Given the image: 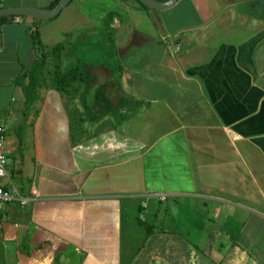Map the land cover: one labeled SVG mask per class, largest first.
<instances>
[{
	"label": "crops",
	"instance_id": "obj_1",
	"mask_svg": "<svg viewBox=\"0 0 264 264\" xmlns=\"http://www.w3.org/2000/svg\"><path fill=\"white\" fill-rule=\"evenodd\" d=\"M53 1L0 0V10ZM96 3L116 13L110 49L89 44L73 62L95 85L110 83L114 111L130 101L128 119L71 148L68 110L97 126L101 104L88 103L87 117L83 91L74 100L46 91L19 139L15 79L52 40L100 30ZM0 125L2 184L29 197L0 207V264H264V0H178L160 12L73 0L49 21L0 17ZM130 200L141 207L122 214Z\"/></svg>",
	"mask_w": 264,
	"mask_h": 264
},
{
	"label": "trees",
	"instance_id": "obj_2",
	"mask_svg": "<svg viewBox=\"0 0 264 264\" xmlns=\"http://www.w3.org/2000/svg\"><path fill=\"white\" fill-rule=\"evenodd\" d=\"M60 0H54L51 6L48 8L53 9ZM158 3H165L169 0H154ZM141 5V4H140ZM144 10H148L144 6L141 5ZM116 13L110 12L106 14L104 17L105 25L100 29L102 30V34L107 38V44L112 43V36L114 34V30L110 28V23ZM103 19V20H104ZM36 37L34 36V40L36 42ZM36 44V43H35ZM66 44L64 42L58 43L51 48L44 47L40 50H37L38 57L34 65L21 73L14 81V85L19 87L23 93L24 100V109H23V117L24 120L21 122V125L17 129V135L19 139H21L22 134L27 128L32 127V122L39 115V107L42 104V97L39 91H54L59 94L61 97H67L70 100H74L78 97L81 91L84 92L85 98L82 103L85 108V112H87V117H92V107H88V103H92L98 106L101 104L103 107L98 106L99 115L97 118L102 121L106 118L110 121V126L113 128H117V126H113L112 120L115 121L116 124L120 125L122 121L126 119V113L120 114V111L123 107L125 109L127 106V102L130 101L126 97H121L118 101L117 110L114 111L111 108V104L113 99L109 97V102L106 99V90L109 82H103L102 84L95 85L96 81L93 80L91 72L89 69H82L81 67L76 65V61L71 67L68 69H62V55L65 51ZM109 51H106V55ZM97 84V83H96ZM96 86V89H94ZM93 89V93L91 92ZM91 92V94H90ZM87 97H91L88 101ZM104 105L107 108H104ZM136 106V104H133ZM135 109V108H134ZM30 116L33 117L32 122L27 126L26 122L29 120ZM67 116L69 118V139L71 148L80 145L83 141L88 140L97 136L100 133L92 132L86 138H81L83 132L87 133L86 125L84 124L85 118L83 114L81 115L77 109L72 110L69 109ZM129 117V115H127ZM97 120V119H96ZM106 121V120H104ZM103 122V121H102ZM100 122L99 124H101ZM92 123V122H89ZM94 124V122H93ZM99 124L97 126H99ZM96 129V127L94 128Z\"/></svg>",
	"mask_w": 264,
	"mask_h": 264
},
{
	"label": "rangeland",
	"instance_id": "obj_3",
	"mask_svg": "<svg viewBox=\"0 0 264 264\" xmlns=\"http://www.w3.org/2000/svg\"><path fill=\"white\" fill-rule=\"evenodd\" d=\"M109 9H111V8H109ZM90 10L95 15H97V16L98 15H101L103 17L102 20H101V22H100V26L103 27L105 25V19H104V17L106 16V14L105 15H102V13H106V10H108V8L105 7V6H101L99 3H96L94 6H92L90 8ZM109 12H111V11H109ZM160 25H161V22L159 20L158 26L156 27V29H153V31H156L157 30L158 35L163 36L161 34L162 27ZM76 29H75V31H73V32L67 34L66 36H64L65 38H63V42L66 44L65 51L63 52V55H62V60H64V62H65L64 64L62 63V69L63 70H66V69H68V67H71L73 65V63H74L73 62L74 53H75V58H84L83 57V51H85L84 49H86L87 47L91 46L92 44H94V45H96V44L101 45V43L103 41L104 42L107 41V38L104 37V35L102 33L100 34V32H102V30H93V31H90V33H87V32L83 33L84 31L82 29H77V30ZM57 32H62V31L56 29V31L54 32L55 37H58L59 38ZM52 41H54V43L58 41V43H59V42H61V39H57L56 41L55 40H52ZM167 41H168L167 44L169 45V50L168 51H169L170 54L174 55L177 51H175V47L170 42V41H172L171 38L170 37H167ZM89 44H91V45H89ZM105 45H106L107 48L110 49L109 44L105 43ZM94 51L95 50H92V52H94ZM104 51H107V50H104ZM109 53H110V50H109ZM70 59H72V60H71L70 64H68L67 63V60H70ZM99 62H102V60H100ZM80 64L83 65V63H80ZM43 92H45V90L44 91H39L40 94L43 93ZM122 109H123V107H122ZM127 115H124V116H126V119H128V116ZM130 117H132V115ZM161 118H162L163 122H165L166 126H168L169 124L172 123L171 117H169V115H164ZM105 120L106 121H103L101 124H99V126H96V125L94 126V124L88 123L86 125L87 133L83 132V134L81 136H79V137L86 138V137H88V135L90 133H92L94 131H95V133L96 132L97 133H100L101 131H104L105 129H107L111 125L109 120H107V119H105ZM112 124L115 127L116 126L118 128L121 127V124L118 125L113 120H112ZM158 124H160V123H158ZM94 127H96V129H94ZM122 130L127 131L126 128H123V127H122ZM7 164H8V160H7ZM9 165H10V162H9ZM12 204L13 205H18L16 203H12ZM122 205H123L122 212L124 211L127 214L128 213H130V214H136L135 211H136V209L138 207H141L142 201H131L130 200V201H125V203L123 202ZM126 206H128L127 209H125ZM21 208H24V207H21ZM124 212L122 214H124ZM122 218H123V216H122ZM141 218L142 219H145V217L143 215L141 216Z\"/></svg>",
	"mask_w": 264,
	"mask_h": 264
},
{
	"label": "water",
	"instance_id": "obj_4",
	"mask_svg": "<svg viewBox=\"0 0 264 264\" xmlns=\"http://www.w3.org/2000/svg\"><path fill=\"white\" fill-rule=\"evenodd\" d=\"M73 0H60L53 9L37 10L30 8H14L0 10V17H27L39 21H49L55 19ZM142 6L151 12H160L172 8L178 0H169L165 3H158L154 0H137ZM155 22L157 20L153 17ZM158 24V23H157Z\"/></svg>",
	"mask_w": 264,
	"mask_h": 264
},
{
	"label": "built area",
	"instance_id": "obj_5",
	"mask_svg": "<svg viewBox=\"0 0 264 264\" xmlns=\"http://www.w3.org/2000/svg\"><path fill=\"white\" fill-rule=\"evenodd\" d=\"M171 49V48H170ZM7 130L5 127L0 125V207L16 203L21 207L26 206L29 202V197H24L21 194L15 192V190H10L4 187L2 181L6 177V167H7V153H6V142H7ZM33 195V194H32ZM31 195V196H32ZM1 220V214H0Z\"/></svg>",
	"mask_w": 264,
	"mask_h": 264
}]
</instances>
